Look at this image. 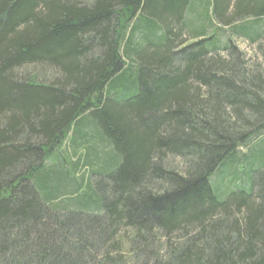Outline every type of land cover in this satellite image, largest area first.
<instances>
[{"label": "trees", "instance_id": "trees-1", "mask_svg": "<svg viewBox=\"0 0 264 264\" xmlns=\"http://www.w3.org/2000/svg\"><path fill=\"white\" fill-rule=\"evenodd\" d=\"M263 22L264 0H0V264H264V57L233 40ZM234 167L247 191L214 185Z\"/></svg>", "mask_w": 264, "mask_h": 264}, {"label": "rangeland", "instance_id": "rangeland-1", "mask_svg": "<svg viewBox=\"0 0 264 264\" xmlns=\"http://www.w3.org/2000/svg\"><path fill=\"white\" fill-rule=\"evenodd\" d=\"M264 25V22L262 23ZM235 41V44L238 46V48L240 49V51L245 54L246 59L259 64V63H263V53H264V41H259V47L257 48V46L254 45H250L249 43H247L246 41H241L238 38L233 39ZM26 69V70H22L21 72L18 71V73L20 72L22 75L23 74H31L34 73L36 76H38L39 78H42V82L45 84H50L53 80V71L51 69L45 68L43 70H38L35 69ZM34 75V76H35ZM62 152V151H61ZM70 156V155H69ZM70 158V157H69ZM69 158L64 157L63 158V162L61 161V163L64 165V168L67 169V163L69 161ZM70 162V161H69ZM72 162V161H71ZM168 163H171V166H173L174 168H178V164L179 162L176 160L173 161H169ZM234 173L238 174L236 175V177H231L225 172H220V170L217 172L218 175L217 177L214 176V181L216 182L214 185L218 186L221 185L222 189L224 191H239L241 188H244V191H247L248 188L246 180H245V176L242 174V168H238V167H234L233 169ZM217 173L215 175H217ZM223 174V175H222ZM93 178V177H92ZM213 178V177H212ZM219 179V180H218ZM223 184V185H222ZM219 187V186H218Z\"/></svg>", "mask_w": 264, "mask_h": 264}]
</instances>
